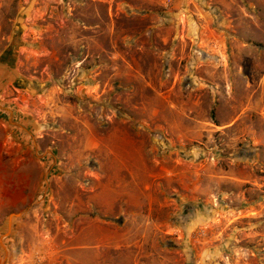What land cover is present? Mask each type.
<instances>
[{"label":"rangeland","instance_id":"rangeland-1","mask_svg":"<svg viewBox=\"0 0 264 264\" xmlns=\"http://www.w3.org/2000/svg\"><path fill=\"white\" fill-rule=\"evenodd\" d=\"M0 264H264V0H0Z\"/></svg>","mask_w":264,"mask_h":264},{"label":"water","instance_id":"water-1","mask_svg":"<svg viewBox=\"0 0 264 264\" xmlns=\"http://www.w3.org/2000/svg\"><path fill=\"white\" fill-rule=\"evenodd\" d=\"M19 44L17 45H13L11 47H9L2 55L1 57L7 61H10L11 63V66H13V62L15 61V57H16V54H15V51L19 48L18 47Z\"/></svg>","mask_w":264,"mask_h":264}]
</instances>
